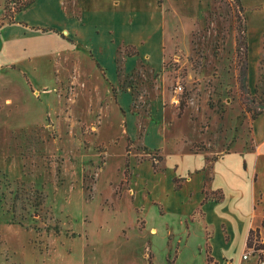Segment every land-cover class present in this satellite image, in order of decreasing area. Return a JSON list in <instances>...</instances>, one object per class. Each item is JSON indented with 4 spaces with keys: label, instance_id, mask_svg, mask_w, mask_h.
<instances>
[{
    "label": "rangeland",
    "instance_id": "rangeland-1",
    "mask_svg": "<svg viewBox=\"0 0 264 264\" xmlns=\"http://www.w3.org/2000/svg\"><path fill=\"white\" fill-rule=\"evenodd\" d=\"M30 1L4 6L14 14ZM127 1H52L55 23L78 33L76 49L36 39L49 51L26 57L7 46L18 28L0 35V264H207L208 244L225 264L228 248L235 263L246 249L226 240L219 208L202 220L198 197L225 192L235 216L250 187L264 14L252 15L251 31L249 18L264 0H154L169 16L167 41L160 51L120 44L113 83L84 50L87 27L68 15L83 8L95 22L93 7L123 15Z\"/></svg>",
    "mask_w": 264,
    "mask_h": 264
},
{
    "label": "crops",
    "instance_id": "crops-1",
    "mask_svg": "<svg viewBox=\"0 0 264 264\" xmlns=\"http://www.w3.org/2000/svg\"><path fill=\"white\" fill-rule=\"evenodd\" d=\"M52 1L54 0H44L43 2L34 0L25 8L16 11L13 15V20L10 21L8 18H4V0H0V35H3L6 27H16L22 33L20 41L9 43L8 47H14L15 45L22 47L26 57L27 55L30 57L38 56L49 51V49L33 46L31 42L36 39L43 40V42L48 40H55L56 42L68 41L72 46L75 44L72 48L76 49L78 33L59 27L55 23L54 16L61 12V7L59 8ZM127 2L130 9L127 14L124 13L123 15L116 12L113 16L105 17L106 8L100 5L97 8L93 7L94 10L99 12V18H101L95 22L89 21V13L83 8L77 10V13L73 12L71 16L68 15L76 26L87 27L88 36L87 42L83 46L84 50L94 54L103 69L104 75L109 77V81L113 83H116L118 75L116 59L120 44H133L141 46L142 50L160 51L167 41L169 16L163 6L158 5L154 0H128ZM29 10L30 13H28ZM260 14L264 13L255 12L250 15V31L252 15L257 16ZM263 31L264 27L260 29V33L262 34ZM104 34L106 36L103 37ZM29 39L31 40L29 41ZM3 47L5 46L3 45ZM28 49L29 51L27 52ZM252 130L253 147L245 152L246 170H244L250 181V187L248 189L240 188L238 197H236V207L239 209L240 214L235 216L228 215L229 207L225 204L227 195L225 192L219 201L210 200L206 198L207 191L201 188L198 197L201 207L204 205V209H202L205 215L202 220L208 215L207 207L209 205L219 208L222 214H227L225 218H221L220 228L226 230L225 237L230 245L232 235L234 238L240 239L242 252L247 246L251 229L261 228L264 218V207L262 203H258V200L264 196V112L253 119ZM181 188L182 186L177 190ZM230 228H233V234ZM207 229L208 226L206 231ZM228 252L224 255L225 264H228L226 261L227 257L230 259L229 264L244 263L241 256L239 261L235 263L231 248H228ZM214 259L216 258L214 257Z\"/></svg>",
    "mask_w": 264,
    "mask_h": 264
},
{
    "label": "built area",
    "instance_id": "built-area-1",
    "mask_svg": "<svg viewBox=\"0 0 264 264\" xmlns=\"http://www.w3.org/2000/svg\"><path fill=\"white\" fill-rule=\"evenodd\" d=\"M178 89L182 90V86L179 85ZM241 258L244 261H250L255 258L257 264H264V233H255L252 236Z\"/></svg>",
    "mask_w": 264,
    "mask_h": 264
},
{
    "label": "trees",
    "instance_id": "trees-1",
    "mask_svg": "<svg viewBox=\"0 0 264 264\" xmlns=\"http://www.w3.org/2000/svg\"><path fill=\"white\" fill-rule=\"evenodd\" d=\"M6 1H8L9 2V0H6ZM34 0H31L29 3H26L25 4V6H27V5H29V4H31L32 2H33ZM19 10H21V9H19ZM19 10H17V11H19ZM9 11V7H8V3H6L5 4V12H4V18H8L10 21H12L13 20V13H9L8 12ZM16 11H14V13H15ZM245 76V75H244ZM262 112H264V111H259V112H257L255 115H254V118L255 117H257L260 113H262ZM181 187V185H179V186H177V188L176 189H179ZM206 198H209V195H208V193L206 192ZM222 197H220V198H218V199H216L217 201H219L220 199H221ZM262 225H263V227H264V220H263V222H262ZM255 231H253V230H251L250 231V234H249V236H248V240H247V244L250 242V239L252 238V234L254 233ZM210 237V236H209ZM208 237V238H209ZM214 257L211 255V245L210 244H208L207 245V264H214ZM215 264H217V262H215Z\"/></svg>",
    "mask_w": 264,
    "mask_h": 264
}]
</instances>
